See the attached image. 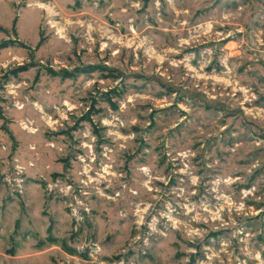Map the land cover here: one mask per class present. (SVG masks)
Listing matches in <instances>:
<instances>
[{"label": "rangeland", "instance_id": "374dc122", "mask_svg": "<svg viewBox=\"0 0 264 264\" xmlns=\"http://www.w3.org/2000/svg\"><path fill=\"white\" fill-rule=\"evenodd\" d=\"M0 264H264V0H0Z\"/></svg>", "mask_w": 264, "mask_h": 264}, {"label": "bare ground", "instance_id": "6f19581e", "mask_svg": "<svg viewBox=\"0 0 264 264\" xmlns=\"http://www.w3.org/2000/svg\"><path fill=\"white\" fill-rule=\"evenodd\" d=\"M62 33V32H61Z\"/></svg>", "mask_w": 264, "mask_h": 264}]
</instances>
